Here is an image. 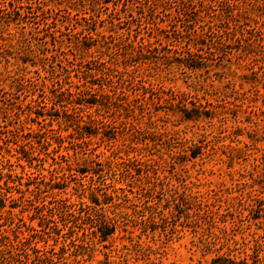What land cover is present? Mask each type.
Here are the masks:
<instances>
[{"label":"trees","instance_id":"trees-1","mask_svg":"<svg viewBox=\"0 0 264 264\" xmlns=\"http://www.w3.org/2000/svg\"><path fill=\"white\" fill-rule=\"evenodd\" d=\"M45 1L58 10L62 0ZM31 2L0 0V63H6L5 70L15 65L21 71L14 79L15 90L33 79L27 71L28 58L41 51L33 44L35 37L12 27L24 21ZM74 2L94 10L110 1ZM254 3L260 7L264 0ZM63 11L68 18L79 12L76 6ZM238 13L242 20L237 30L221 31L228 40L209 45L184 25L190 38L187 54L166 47L170 29L159 24L152 34L135 40H124L121 34L113 42L80 24L69 47L76 53L72 70H66L69 82L60 81L46 95L58 128L49 129L53 121L34 110L37 129L27 132L29 149L18 144L14 162L2 156L0 264H85L95 251L104 256L98 264H128L131 259L162 264L158 255L173 235L183 231L177 224L187 228L223 224L221 232L233 245L216 250L210 264H264V26L247 18L250 9L242 7ZM80 16V23L88 22L93 14ZM58 32L47 36V52L64 43ZM221 52L241 63L209 62V56ZM15 53L18 59L12 61ZM35 57L42 61L47 55ZM62 57V62L70 63L66 52ZM180 71L203 73L210 83L192 80L187 90L165 87L179 82ZM172 118L192 124L199 132L186 138L168 131L161 123ZM102 145L105 151L99 150ZM50 146L53 164L32 166L36 148ZM40 155L37 159L44 162ZM205 159L221 166L218 170L230 178L229 186L201 189L198 176L205 171L193 177L190 168L202 166ZM80 174H87L89 180L71 186ZM105 174L112 176L111 190ZM238 220L262 224L263 233L242 236L240 243L226 225ZM80 224L89 225L90 232L83 235L91 236V244L84 236L64 240ZM159 224L164 232L169 230L168 242L155 247ZM143 237L151 240L145 242ZM117 240L121 245H114Z\"/></svg>","mask_w":264,"mask_h":264},{"label":"rangeland","instance_id":"rangeland-1","mask_svg":"<svg viewBox=\"0 0 264 264\" xmlns=\"http://www.w3.org/2000/svg\"><path fill=\"white\" fill-rule=\"evenodd\" d=\"M62 1L57 3L59 9L56 10L53 3H45V0H32L28 9H26L28 15H26L24 21L12 26L13 31H22L27 33L29 37H35L33 44L41 48V51H33L31 57L28 58L29 66L27 71L33 79L27 80L26 86L18 90L14 89V79L21 71H18L15 65L10 66L9 70H5L6 63L3 61L0 63V168L2 156L11 158L12 162L15 161L14 155H16L18 144H21V142L25 144L23 147L26 150L29 149L27 132L31 128L37 129V125H35L37 115L34 110L45 113L46 118L50 121L55 120L56 117L51 113L53 112V105L47 101L46 95H51L53 86L59 85L60 81L69 82L65 81L66 70H72L71 67L76 63L74 58L76 53L69 47L74 34L80 30V24L85 27L90 26L94 30V34L98 32L109 36L112 42L115 39L117 41L121 34L124 35V40H135V38L152 34V29H155L157 24H159L170 29L166 36H170L171 40L166 44V47L170 50H176L175 52L178 54H187L189 52L190 38L187 36L189 33L195 37L202 36L208 45L212 41L228 40L229 37L225 34L222 35L221 31L224 28H229L233 32L237 30L236 28L240 25L239 20H242L238 17V12L242 7L251 10L247 18L256 20L264 26V4L257 7L254 3L255 0H241L242 2L240 0H227L220 3H215L213 0H107L110 1L108 4H98L94 10L89 6H79V3L74 2V0H71V2ZM238 2L242 3L243 6L236 7L235 5ZM46 4L49 5L48 8L45 7ZM68 6H76L79 12L69 18L66 17L63 8ZM166 10L172 13L165 12ZM183 11L188 12L187 17L182 18L180 16ZM87 13L93 14V17L88 22L80 23V15ZM222 14L226 16L221 17ZM113 24L118 26L114 27ZM184 25L188 26V34L183 28ZM58 30H61V33ZM53 31L58 32L64 43L61 45L57 44L58 49L52 48L47 52L45 46H47V41L50 40L47 36L52 34ZM216 34H219V37ZM232 38L235 39V36H232ZM94 40L95 44H97V39L95 38ZM207 48L209 49L210 47L208 46ZM63 52L70 56V63L62 62ZM42 53H46L47 58L40 61L35 56L37 54L41 56ZM14 56L15 59H12V61L17 60L19 55L15 53ZM208 58L210 63L216 65L222 64L226 60L235 65L241 63L238 58H231L227 56V53L223 52L219 54L213 53V56ZM73 75L74 73H72ZM262 75H264V72H262ZM177 76H179L177 84H166L165 87H171L172 91L187 90L186 86L191 84L192 80H199L203 84L210 81L205 78L207 76L203 73L202 76H195L189 75L185 71H180ZM72 83L77 84L78 80L73 77ZM34 107L36 108L33 109ZM51 125L52 127H49V129L58 128L55 121ZM161 125L168 131L175 130L186 138H191L195 133L199 132L192 124L181 122L177 118H172L167 124L161 123ZM23 147L22 149H24ZM22 149H20L19 153L22 152ZM36 149L35 157L30 160L32 166L39 167V165L45 164V167L49 168V165L53 164L52 146L48 148L37 147ZM99 150L105 151V146L102 145ZM37 154H41L40 156L44 159V162L37 159ZM80 158H83V155H80ZM66 160L61 159L59 161L65 162ZM203 162L202 166L197 165L195 168H190V175L193 177L201 173L199 172L201 169L205 171L204 174L198 176L202 184L200 187L203 191L209 187L215 189L221 183L230 185V178L218 170L221 166H215L216 162L209 159H205ZM6 168L15 169L16 167L6 165ZM238 168L236 167V169ZM211 170H213V173L210 172ZM17 172L20 173L21 168L17 167ZM87 177V174H80V178H77L75 182H71V186L76 185L78 182L80 183L81 179H83L82 182H87L89 180ZM111 178L112 176L108 174H105L103 178L107 180L110 190L113 186ZM14 196L17 198L19 194L14 192ZM25 220L27 221V218ZM177 225L178 229L183 231L173 235L172 241L158 255L162 264H210L211 260L216 256V250L233 245L232 239L221 232L223 224H204L190 228H187V225L184 227L179 226L181 224ZM226 225L232 228L231 237L239 240L240 243L242 236L250 238L253 233H263L262 229H260L263 227L262 224L251 223L248 220H238L237 222L235 221V224H230L229 222ZM157 227L158 230L153 238L155 240L153 242H156L155 247L160 246L162 242H168L166 241V234L169 236V230L163 231V224H159ZM88 228L89 225L80 224L75 228V232L68 234L64 240L67 241L71 238L70 236L83 237V234L90 232ZM119 235H121L120 232H118L117 236ZM84 240L89 241L90 244L92 243L91 236H84ZM148 240H151V238L143 237V241L148 242ZM114 245H121V241L117 240ZM237 247L239 248V246ZM103 260L104 256L102 253L95 251L92 253L91 261H87L85 264H98ZM128 264H143V262L139 261L136 263L134 259H131Z\"/></svg>","mask_w":264,"mask_h":264}]
</instances>
